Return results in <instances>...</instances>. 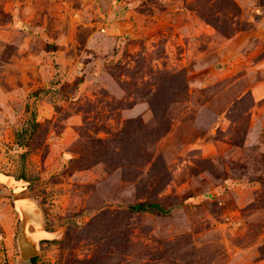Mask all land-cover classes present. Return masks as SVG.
<instances>
[{"label":"rangeland","instance_id":"rangeland-1","mask_svg":"<svg viewBox=\"0 0 264 264\" xmlns=\"http://www.w3.org/2000/svg\"><path fill=\"white\" fill-rule=\"evenodd\" d=\"M24 216L38 264H264V0H0V264Z\"/></svg>","mask_w":264,"mask_h":264},{"label":"trees","instance_id":"trees-1","mask_svg":"<svg viewBox=\"0 0 264 264\" xmlns=\"http://www.w3.org/2000/svg\"><path fill=\"white\" fill-rule=\"evenodd\" d=\"M36 96L38 95V93H34ZM37 113L36 111L33 113V117L29 120V123L27 125H24L23 127H21L20 129L17 130L16 132V136H17V140L19 145L25 147L28 146V139L27 136H29L31 134V132H33L38 124L37 122ZM28 151H25L22 155L24 158V162L25 159L27 157ZM25 164V163H24ZM25 173L24 175L21 177V179L25 180ZM131 208L133 210L136 211H147V210H156L159 211L161 213H167L169 211V209L163 207L159 202H138L135 203L133 205H131ZM31 260L33 261L34 264H38L36 261V256H32Z\"/></svg>","mask_w":264,"mask_h":264},{"label":"water","instance_id":"water-1","mask_svg":"<svg viewBox=\"0 0 264 264\" xmlns=\"http://www.w3.org/2000/svg\"><path fill=\"white\" fill-rule=\"evenodd\" d=\"M27 222L28 219L26 216H24L19 235V244L21 249V255L23 257L33 256L39 250L36 240H34L33 236L28 233Z\"/></svg>","mask_w":264,"mask_h":264}]
</instances>
